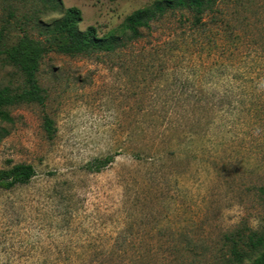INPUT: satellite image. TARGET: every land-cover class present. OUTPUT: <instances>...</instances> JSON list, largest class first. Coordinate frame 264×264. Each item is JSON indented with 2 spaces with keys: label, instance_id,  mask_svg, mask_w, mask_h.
<instances>
[{
  "label": "rangeland",
  "instance_id": "obj_1",
  "mask_svg": "<svg viewBox=\"0 0 264 264\" xmlns=\"http://www.w3.org/2000/svg\"><path fill=\"white\" fill-rule=\"evenodd\" d=\"M156 1L0 0V51L24 33L43 40L71 8L80 32L124 39L125 19ZM203 21L168 13L113 52L43 55L44 105H12L2 124L0 169L26 163L35 176L0 189V264L262 256L264 0H217ZM1 61L0 88L21 85Z\"/></svg>",
  "mask_w": 264,
  "mask_h": 264
},
{
  "label": "trees",
  "instance_id": "obj_2",
  "mask_svg": "<svg viewBox=\"0 0 264 264\" xmlns=\"http://www.w3.org/2000/svg\"><path fill=\"white\" fill-rule=\"evenodd\" d=\"M217 0H162L151 6L137 10L129 15L124 22L126 36L124 39L117 36L98 38L94 29L85 32L78 30L80 12L75 8L68 9L64 17L44 27L40 34L44 39H34L24 33L19 40L0 51V61L5 66L12 67L21 78V85L16 87L4 86L0 88V142L9 134V130L2 124L12 125L13 118L7 108L22 102L44 105L46 93L39 85L37 73L40 60L47 51L54 50L66 55L110 53L126 45L137 42L141 31L149 30L152 23L160 21L166 14H180L192 27L204 25V17L215 11ZM188 16V17H187ZM128 33V34H127ZM4 56L1 58V56ZM177 86L182 91H188L185 81L178 80ZM190 98L195 96L189 95ZM46 132L51 133V123L46 118L44 123ZM35 176L34 168L26 163H15L7 168L0 169V189L11 190L19 185H25ZM264 244L262 237H257L253 248ZM254 264H264V252Z\"/></svg>",
  "mask_w": 264,
  "mask_h": 264
},
{
  "label": "clouds",
  "instance_id": "obj_3",
  "mask_svg": "<svg viewBox=\"0 0 264 264\" xmlns=\"http://www.w3.org/2000/svg\"><path fill=\"white\" fill-rule=\"evenodd\" d=\"M258 223V222H257Z\"/></svg>",
  "mask_w": 264,
  "mask_h": 264
}]
</instances>
